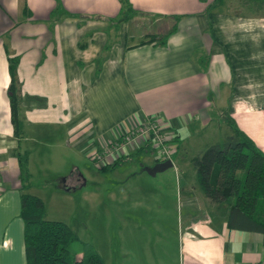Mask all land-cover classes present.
<instances>
[{"label": "crops", "instance_id": "obj_1", "mask_svg": "<svg viewBox=\"0 0 264 264\" xmlns=\"http://www.w3.org/2000/svg\"><path fill=\"white\" fill-rule=\"evenodd\" d=\"M228 1L209 8L214 0H129L133 16L115 33L109 20L120 0H0V264H26L17 151L39 162L62 147L90 155L152 118L174 137L180 162L182 135L195 122L206 128L217 103L264 151V3L253 5L258 16L250 18ZM174 24L164 45L138 44ZM15 56L18 136L7 94ZM62 179L58 187L73 189L71 178ZM32 180L30 194L50 185ZM190 183L181 176L175 186L186 193L184 228L173 246H155L148 264H264L262 235L227 228L228 207L204 201Z\"/></svg>", "mask_w": 264, "mask_h": 264}, {"label": "rangeland", "instance_id": "obj_2", "mask_svg": "<svg viewBox=\"0 0 264 264\" xmlns=\"http://www.w3.org/2000/svg\"><path fill=\"white\" fill-rule=\"evenodd\" d=\"M228 3L227 7L239 10L240 14L250 18L258 16L252 11L253 5H258V2L229 0ZM261 7V12H264V5ZM259 21L264 24V19ZM216 105L213 107L212 121L206 128L201 130L195 122L182 135L180 162L173 154V167L155 175L145 169L153 167L155 160H163L155 145L153 151L133 156L116 168L100 169L101 165L93 162L89 154H81L70 148L66 151L64 147L49 152L48 161L43 158L44 161L39 162L34 157L28 161L32 181L37 187L43 186L41 184L44 182L50 184L44 185L45 190L36 188L37 193H32L43 199L46 218L64 222L77 237L69 245L73 258L79 260L84 245L88 244L100 254L105 264H122L126 258L129 264H136L137 261L148 264L147 258L155 253V246L160 247L162 241L173 246V234L179 233L178 227L181 230L185 226L182 217L186 209L184 184L181 195L176 193L175 186H178L182 176L185 181L191 180L190 186L197 189L191 158L202 153L209 145L223 142L230 132L225 123V112L219 110H225L227 105ZM259 106L264 109V101ZM119 126L114 128L115 132ZM170 145L178 146L175 142ZM135 149L126 147L123 154ZM41 164H44L45 170ZM78 174L82 181L77 180ZM65 176L74 183L73 189L68 192L57 186L58 178L65 179ZM204 201L210 203L209 200ZM209 210H212V206Z\"/></svg>", "mask_w": 264, "mask_h": 264}, {"label": "trees", "instance_id": "obj_3", "mask_svg": "<svg viewBox=\"0 0 264 264\" xmlns=\"http://www.w3.org/2000/svg\"><path fill=\"white\" fill-rule=\"evenodd\" d=\"M223 0H214V8ZM264 3V0H253ZM118 17L109 20V28L115 33L120 24L133 16L129 0H120ZM56 14V10L53 11ZM176 30L174 24L161 35H146L138 44L164 45ZM10 83L7 88L14 133L18 136L22 127L20 118L21 86L17 77L19 59L9 57ZM230 133L221 143L209 145L202 153L191 158L195 182L200 191L212 203H224L228 207L227 228L262 235L264 246V151L240 129L232 119H227ZM154 149L147 142L134 151L117 156L112 163L100 169L115 168L143 152ZM19 165L20 210L23 222V240L26 264H105L100 254L85 244L79 260L69 253V245L77 239L71 228L61 221L46 218L43 200L26 192L31 175L28 154L16 152ZM157 161V160H156Z\"/></svg>", "mask_w": 264, "mask_h": 264}, {"label": "built area", "instance_id": "obj_4", "mask_svg": "<svg viewBox=\"0 0 264 264\" xmlns=\"http://www.w3.org/2000/svg\"><path fill=\"white\" fill-rule=\"evenodd\" d=\"M147 142L152 148L155 145V148L163 155L162 161L166 159L172 161L173 154L177 153V146L175 148L170 145L174 142L173 137L162 130L158 121L149 118L140 125L125 130L117 139L103 147L91 151L89 157L93 162L104 166L112 163L116 156L122 155L126 147L138 148Z\"/></svg>", "mask_w": 264, "mask_h": 264}, {"label": "water", "instance_id": "obj_5", "mask_svg": "<svg viewBox=\"0 0 264 264\" xmlns=\"http://www.w3.org/2000/svg\"><path fill=\"white\" fill-rule=\"evenodd\" d=\"M173 166V163L170 159H166L164 161H161L160 163L156 164L155 166L153 167H148V168H145L146 171L151 174V175H155L157 172H161V171H164L170 167ZM63 181H65V179H62ZM64 191H71V187H64L63 188Z\"/></svg>", "mask_w": 264, "mask_h": 264}, {"label": "flooded vegetation", "instance_id": "obj_6", "mask_svg": "<svg viewBox=\"0 0 264 264\" xmlns=\"http://www.w3.org/2000/svg\"><path fill=\"white\" fill-rule=\"evenodd\" d=\"M71 180V179H70ZM77 180H78V178H77ZM80 181V180H79ZM69 182H71V181H69ZM69 182L65 179V184H69Z\"/></svg>", "mask_w": 264, "mask_h": 264}]
</instances>
